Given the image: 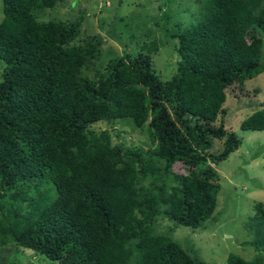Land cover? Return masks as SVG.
Wrapping results in <instances>:
<instances>
[{
	"label": "trees",
	"instance_id": "trees-1",
	"mask_svg": "<svg viewBox=\"0 0 264 264\" xmlns=\"http://www.w3.org/2000/svg\"><path fill=\"white\" fill-rule=\"evenodd\" d=\"M60 1L1 0L0 244L8 237L58 264H207L153 223L161 215L194 229L214 218L210 164L240 145L223 126L224 89L264 73V0H199L198 19L174 34L178 60L164 81L146 45L85 74L100 54L93 35L74 42L85 12L69 22L37 16ZM123 118L147 121L154 149L88 134ZM239 128L264 130V103ZM214 139L221 148L210 152ZM176 162L187 171L173 172ZM254 207L249 244L263 251L264 208ZM226 264H264V252L229 253Z\"/></svg>",
	"mask_w": 264,
	"mask_h": 264
},
{
	"label": "rangeland",
	"instance_id": "rangeland-1",
	"mask_svg": "<svg viewBox=\"0 0 264 264\" xmlns=\"http://www.w3.org/2000/svg\"><path fill=\"white\" fill-rule=\"evenodd\" d=\"M1 7L0 0V21ZM79 11H84L86 16L74 42H81L87 35L97 37L100 42L99 58L85 64V74L92 76L94 69H101L108 58L119 56L122 51L133 55L141 45H146L143 51L150 54L154 71L164 81L175 72L178 60L173 47L176 43L174 34L194 23L203 9L199 0H61L53 9L37 16L41 20L69 22ZM151 43L153 47L149 49ZM261 54L264 59V40ZM3 67L4 62L0 59V74ZM224 92L223 126L240 138V145L217 165L210 164L219 183L214 218L206 219L194 229L169 222L161 215L153 223L155 233L169 235L207 264H226L229 253L249 260L264 252L249 244L253 233L246 226L254 213V203L261 202L264 208V130L239 128L240 121L264 103V73L243 82L235 81ZM146 123L135 127L128 118L96 121L88 126L87 131L88 134L106 133L110 144L149 151L155 146L148 137ZM220 143L214 139L210 152L219 151ZM200 168L201 165L195 170ZM171 170L176 173L187 171L179 162L174 163ZM0 264L58 263L17 246L7 237L0 244Z\"/></svg>",
	"mask_w": 264,
	"mask_h": 264
}]
</instances>
